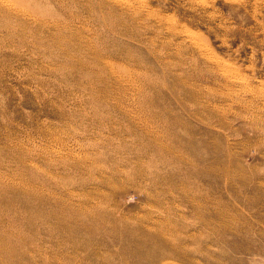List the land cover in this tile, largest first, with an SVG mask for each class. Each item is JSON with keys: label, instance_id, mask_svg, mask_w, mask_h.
<instances>
[{"label": "rangeland", "instance_id": "obj_1", "mask_svg": "<svg viewBox=\"0 0 264 264\" xmlns=\"http://www.w3.org/2000/svg\"><path fill=\"white\" fill-rule=\"evenodd\" d=\"M0 264H264V0H0Z\"/></svg>", "mask_w": 264, "mask_h": 264}, {"label": "bare ground", "instance_id": "obj_2", "mask_svg": "<svg viewBox=\"0 0 264 264\" xmlns=\"http://www.w3.org/2000/svg\"><path fill=\"white\" fill-rule=\"evenodd\" d=\"M153 254H154V257H159V256H162L163 253H159V251L153 250Z\"/></svg>", "mask_w": 264, "mask_h": 264}]
</instances>
